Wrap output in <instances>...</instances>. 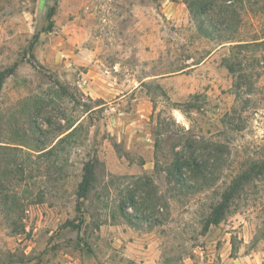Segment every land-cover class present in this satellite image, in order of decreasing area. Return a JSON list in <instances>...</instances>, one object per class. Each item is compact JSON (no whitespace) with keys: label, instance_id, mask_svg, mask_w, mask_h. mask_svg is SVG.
I'll list each match as a JSON object with an SVG mask.
<instances>
[{"label":"rangeland","instance_id":"obj_1","mask_svg":"<svg viewBox=\"0 0 264 264\" xmlns=\"http://www.w3.org/2000/svg\"><path fill=\"white\" fill-rule=\"evenodd\" d=\"M0 77V264H264V0H0Z\"/></svg>","mask_w":264,"mask_h":264},{"label":"trees","instance_id":"obj_2","mask_svg":"<svg viewBox=\"0 0 264 264\" xmlns=\"http://www.w3.org/2000/svg\"><path fill=\"white\" fill-rule=\"evenodd\" d=\"M208 4H200V6H199V13L200 14H203V13H205L206 11H207V6ZM53 14H54V6H52L49 10H48V12H47V16H46V18H47V21H48V27H51V25H52V17H53ZM199 30H201L202 32H204L206 35H211V31L209 30V28L208 27H206L205 25H204V22L203 21H201L200 23H199ZM224 42H221L220 43V45L221 44H223ZM1 82H2V78L0 77V84H1ZM85 182V181H84ZM218 220L217 219H214L212 222L213 223H216Z\"/></svg>","mask_w":264,"mask_h":264}]
</instances>
